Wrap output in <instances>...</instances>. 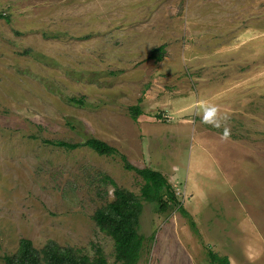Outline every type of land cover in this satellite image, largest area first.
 <instances>
[{
    "label": "rangeland",
    "instance_id": "obj_1",
    "mask_svg": "<svg viewBox=\"0 0 264 264\" xmlns=\"http://www.w3.org/2000/svg\"><path fill=\"white\" fill-rule=\"evenodd\" d=\"M0 10V264L23 237L89 256L100 247L122 264L92 214L114 197L103 173L137 194L141 177L117 156L44 141L91 136L161 171L186 211L143 200L137 264H212L209 250L264 264V0H0ZM162 44L163 59H150Z\"/></svg>",
    "mask_w": 264,
    "mask_h": 264
},
{
    "label": "trees",
    "instance_id": "obj_2",
    "mask_svg": "<svg viewBox=\"0 0 264 264\" xmlns=\"http://www.w3.org/2000/svg\"><path fill=\"white\" fill-rule=\"evenodd\" d=\"M9 16L0 10V19ZM165 54V45H159L151 49L149 58L161 61ZM82 99H79L81 101ZM69 101H78L70 97ZM131 105V117L136 120L141 115L140 102ZM47 143L63 146L67 149H75L87 146L99 155L117 156L121 159L125 170L133 171L142 179L139 194L125 187L119 186L116 181L107 174H102V180L114 185V197L106 204L98 207L92 214L96 225L114 240L115 259L122 264H137L143 248L144 237L139 231L140 215L143 210V200L153 203L157 211H165L171 207H178L184 213V207L175 188L168 181L166 175L150 166L137 167L127 158L126 154L106 141L91 136L83 142L70 143L67 141H50ZM191 225L196 229V223L191 220ZM208 257L212 264H230L228 256H220L217 252L209 250ZM3 264H116L110 262L100 247H97L94 256L83 253L81 249L61 245L50 239L41 248H37L29 238H20L17 250L3 256Z\"/></svg>",
    "mask_w": 264,
    "mask_h": 264
},
{
    "label": "clouds",
    "instance_id": "obj_3",
    "mask_svg": "<svg viewBox=\"0 0 264 264\" xmlns=\"http://www.w3.org/2000/svg\"><path fill=\"white\" fill-rule=\"evenodd\" d=\"M208 111H211V112L215 113L216 109H215L214 106H212V107H209V108H206V109H205V112H208ZM223 118H224L225 120L227 119L226 116L223 117ZM205 122H211V121H205ZM214 126H219V124H218V123H217V124H214ZM223 135H224L225 137H227V135H228V130H227V128L224 129V133H223Z\"/></svg>",
    "mask_w": 264,
    "mask_h": 264
}]
</instances>
